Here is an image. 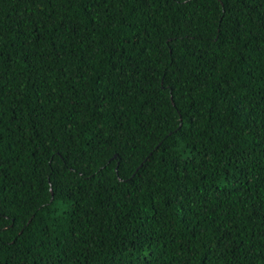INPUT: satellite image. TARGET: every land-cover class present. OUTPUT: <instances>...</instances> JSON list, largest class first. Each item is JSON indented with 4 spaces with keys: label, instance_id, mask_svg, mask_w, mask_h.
Masks as SVG:
<instances>
[{
    "label": "trees",
    "instance_id": "obj_1",
    "mask_svg": "<svg viewBox=\"0 0 264 264\" xmlns=\"http://www.w3.org/2000/svg\"><path fill=\"white\" fill-rule=\"evenodd\" d=\"M0 264H264V0H0Z\"/></svg>",
    "mask_w": 264,
    "mask_h": 264
}]
</instances>
